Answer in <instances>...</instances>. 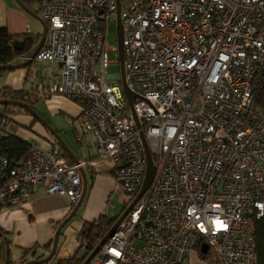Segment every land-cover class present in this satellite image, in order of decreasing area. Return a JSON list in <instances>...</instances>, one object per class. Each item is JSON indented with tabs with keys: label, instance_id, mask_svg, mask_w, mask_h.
<instances>
[{
	"label": "built area",
	"instance_id": "obj_1",
	"mask_svg": "<svg viewBox=\"0 0 264 264\" xmlns=\"http://www.w3.org/2000/svg\"><path fill=\"white\" fill-rule=\"evenodd\" d=\"M117 9L132 110L118 74L108 73ZM37 14L46 34L33 61L57 68L45 69L40 90L78 104L95 156L109 161L128 204L146 169L140 129L156 166L148 190L88 264H189L202 244L204 264H257L264 0H41ZM9 122L0 115V139ZM92 164L69 162L56 143L31 142L16 164L0 155V209L30 200L39 185L76 204L80 171Z\"/></svg>",
	"mask_w": 264,
	"mask_h": 264
},
{
	"label": "crops",
	"instance_id": "obj_2",
	"mask_svg": "<svg viewBox=\"0 0 264 264\" xmlns=\"http://www.w3.org/2000/svg\"><path fill=\"white\" fill-rule=\"evenodd\" d=\"M34 13L38 15L37 11ZM34 20L37 19L20 8L14 0H0V26L6 27L9 34H41V23L37 20L41 26L39 32L40 27H36ZM41 63L50 64L46 69L50 68L57 73L53 63ZM42 77L38 74L33 76L32 66L29 69L23 67L0 73V89L7 87L10 90H23L30 95L34 100L32 107L48 125L31 114L12 109L10 133L43 148H50L56 143L71 163L75 160L93 162L92 172L84 170L87 189L83 201L75 215L61 228L55 256L47 263L56 264L59 259L71 258L76 254L81 256V250L84 253V248L78 244V229L84 221H93L100 216L116 218L127 206L128 199L122 193L120 183L111 176L109 161L95 156L93 135L81 126L78 104L58 94L45 95L40 90ZM28 80L30 90L25 87ZM40 103L43 106L37 108ZM72 209L66 196L47 194L43 185L35 187L30 200L0 209V264H5L8 259L12 260V264H19L23 250L35 244H45ZM41 254H47L44 247L39 248L35 256ZM24 258L30 261L34 257L29 254ZM189 264H204L197 249L190 254Z\"/></svg>",
	"mask_w": 264,
	"mask_h": 264
},
{
	"label": "trees",
	"instance_id": "obj_3",
	"mask_svg": "<svg viewBox=\"0 0 264 264\" xmlns=\"http://www.w3.org/2000/svg\"><path fill=\"white\" fill-rule=\"evenodd\" d=\"M30 1L31 0H22V2L28 8ZM38 1L40 4L41 0ZM39 39H40L39 33L37 34L25 33L20 35H11L9 34L6 27L0 26V66L17 64L25 61L22 60V58L25 56H30L31 52L37 45ZM34 64L35 61H32V63L25 66V68L29 69V67L33 66ZM2 71L5 70H0V73ZM263 93H264L263 89H261L259 94L263 95ZM0 99H13L17 101H22L27 103L31 107L33 106L32 103L34 102L32 97L27 93H24L23 90H10L7 87H3L0 89ZM0 106H2V110H0V115L5 114L10 119L8 128L10 127L11 124L10 116L14 112L12 111V109L19 108L23 110V113L30 114L21 106H17L14 104H0ZM29 146H30V142L20 138L19 136L13 133H10L8 136L0 139V155H5L12 164H16V162H18L20 159L25 158L27 156L29 151ZM74 206L75 204H72V208ZM116 218H107L105 216H100L93 221H84L81 227L78 229V244L80 248L82 247L84 248V253L81 256H78V254H76L71 258L59 259L57 260L56 264H82L86 256L90 254V252L95 248V246L99 243V241L105 236V234L111 228ZM60 224H58L56 229L60 226ZM255 234H256L257 264H264V217L260 218L256 222ZM52 241H53V237L50 238L42 246L35 244L31 248L24 249L23 256L20 259L19 264H23L29 261L24 258L25 255L30 254L31 256L34 257L33 260L44 257L43 256L44 254L36 255V256L35 254L37 253V250L41 247H44L48 254V252L51 249ZM197 251L202 256L200 249ZM54 256L55 253L50 260H52ZM48 262L43 264H47ZM5 264H12V260L8 259Z\"/></svg>",
	"mask_w": 264,
	"mask_h": 264
},
{
	"label": "water",
	"instance_id": "obj_4",
	"mask_svg": "<svg viewBox=\"0 0 264 264\" xmlns=\"http://www.w3.org/2000/svg\"><path fill=\"white\" fill-rule=\"evenodd\" d=\"M14 1L18 4V6L20 8H22L25 12H27L31 16L35 17L41 23L42 32L40 34V39H39L37 45L35 46V48L31 52V54H30V56H29V58L27 60H25V61H23L21 63H17V64L0 66V70H14V69H18V68H23V67L27 66L28 64L32 63L33 58L35 57L37 51L40 49L41 45L43 44V41H44V38H45V34H46V24H45V22L38 15H36L34 12H32L30 10V8H28L22 2V0H14ZM118 12H119V9H117L116 24L114 26V29H115V34H116V43H117V52H118V64L120 65L119 74H120V78H121V82H122V88H123L125 97L127 99V104L129 106V108L132 110L133 99L136 97V95L132 91H130L128 89V87L126 85V82H125V74H124V66H123V50H122L123 31H122V25H121V22H120V19H119ZM58 66H61V63H58ZM114 77H116V75H114ZM0 104H14V105H17V106H21L27 112H29L32 117L36 118L37 120L42 122L44 125H47L46 122H44V120L40 117V115L36 111H34L31 106H29L25 102L13 100V99H0ZM135 121H136L137 127H140L139 122H138V120L136 118H135ZM51 132H52V130H51ZM140 137H141L142 144H143L144 151H145V155H146V169H145V175H144L142 186H141L139 192L136 194V196L129 202V204H127L126 208L116 218V220L114 221L113 225L108 230V232L105 234V236L99 241V243L90 252V254H88L86 256V258L84 259L82 264H88L90 259L100 250V248L116 232L117 228L119 227V225L121 224L123 219L132 210V208L135 205V203L148 190V188L150 187V185L152 183V180H153V177H154V174H155V170H156V166H155V164L153 162L152 155L150 153V150H149L148 144L146 142V139L144 137L142 129H140ZM75 162H77V160H75ZM80 173H81V180H82V190H81L80 198L76 202V204L73 207V209L71 210L70 214L61 222L60 226L55 230L50 251L48 252V254L46 256H44L42 258L30 260V261H27V262H25L23 264H43V263L48 262L52 258V256L54 255V253L56 251V248H57L58 238H59V235H60L61 228L75 215V213H76L78 207L80 206V204L82 203L83 198H84L85 193H86V189H87L86 174H85V171L83 169H81ZM206 249H207L206 244H202V246L200 248V252L204 253V252H206Z\"/></svg>",
	"mask_w": 264,
	"mask_h": 264
},
{
	"label": "rangeland",
	"instance_id": "obj_5",
	"mask_svg": "<svg viewBox=\"0 0 264 264\" xmlns=\"http://www.w3.org/2000/svg\"><path fill=\"white\" fill-rule=\"evenodd\" d=\"M39 1L38 0H31L30 3H29V8L31 11H37L39 9ZM34 23L36 25V27H40V30L39 32L41 31V26L39 24V22L37 20H34ZM107 41H108V44L110 46V49L107 51V56H108V60L111 62V64L109 65L108 67V73L111 74V75H116L118 74L119 76V79L120 81H118V86L119 88L123 91V88H122V82H121V78H120V65L118 64V52H117V43H116V34H115V29H114V22L113 21H109V24H108V34H107ZM116 48V49H111V48ZM50 65V64H42L41 62H35V65L32 66V74L33 76L35 74H38V75H44L45 73V69L47 68V66ZM51 66V65H50ZM53 66L55 67V65L53 64ZM2 82V81H1ZM25 87H26V90H30V87H31V84H30V81L28 80L27 84H25ZM43 104L40 103L38 107H42ZM264 108V106H263ZM17 110H19L20 112H23L22 109H19V108H16ZM0 110H2V106H0ZM22 110V111H21ZM34 111H36L34 108H33ZM57 118H61L59 116H57ZM123 193V191H122ZM124 196L126 197V199H128V196L123 193ZM121 207V206H120ZM111 216H113L114 214H110ZM59 239V238H58ZM3 253V251H2ZM1 253V255H2ZM83 254V250H81L80 254L79 255H82Z\"/></svg>",
	"mask_w": 264,
	"mask_h": 264
},
{
	"label": "snow or ice",
	"instance_id": "obj_6",
	"mask_svg": "<svg viewBox=\"0 0 264 264\" xmlns=\"http://www.w3.org/2000/svg\"><path fill=\"white\" fill-rule=\"evenodd\" d=\"M217 223L219 224L220 222H219V221H217Z\"/></svg>",
	"mask_w": 264,
	"mask_h": 264
}]
</instances>
